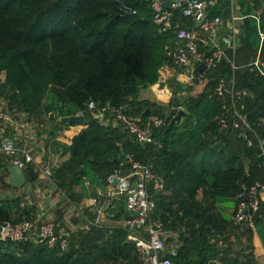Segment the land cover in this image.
<instances>
[{
  "label": "trees",
  "instance_id": "trees-1",
  "mask_svg": "<svg viewBox=\"0 0 264 264\" xmlns=\"http://www.w3.org/2000/svg\"><path fill=\"white\" fill-rule=\"evenodd\" d=\"M152 2L0 0V74L6 75L0 100L2 90L11 91L10 112L29 118L45 114L50 119L55 113L51 120L55 122L59 116H85L86 129L64 148L69 159L53 175L59 189L70 193L72 199H78L73 187L83 178L93 186L118 170L127 173L125 155L133 154L139 162L153 164L154 172L165 181L162 195L152 191L154 217L166 229L184 228L183 246L176 256H170L173 264H254L250 254L234 255L222 249L219 243H225L231 231L239 242L236 231L241 226L235 227L233 218L219 206L236 210L237 196L244 188L258 181L264 183L260 149L264 147V125H259L264 119V78L249 68L234 71L232 63L224 61L208 74L204 92L186 103L184 121L170 128L178 111L169 109L164 118L161 107L139 101V94L158 83L165 65L173 67L167 52L177 44L176 25L186 19L176 16L174 28L160 33ZM256 2L260 5L259 0ZM261 20L264 34V13ZM247 24L248 47L255 52L247 57L246 64L255 57L262 40L255 22L248 20ZM220 78L228 82L234 79L237 90L249 92L242 112L255 131L248 133L252 147L242 131L232 126L220 130L215 120L223 112V103L214 94ZM92 103L99 110L125 106L129 117L143 123L150 110L152 116L164 120L165 126L154 129V144H140L122 125H102L86 111ZM174 105L175 101L169 108ZM230 120L232 123L233 118ZM11 165V159L0 153V169L7 173ZM118 203L122 204L118 211H126L125 204L117 201L115 205ZM15 204L14 198L0 201V226L24 220L12 218ZM263 207L253 217L255 227L264 228ZM244 225L252 231L248 223ZM5 245L15 246L0 241V264H140L135 244L120 228L90 227L70 238L66 252L41 249L33 243L15 246L14 250Z\"/></svg>",
  "mask_w": 264,
  "mask_h": 264
},
{
  "label": "built area",
  "instance_id": "built-area-1",
  "mask_svg": "<svg viewBox=\"0 0 264 264\" xmlns=\"http://www.w3.org/2000/svg\"><path fill=\"white\" fill-rule=\"evenodd\" d=\"M261 9L256 15L247 17H234L233 21L252 18L257 21V29L262 39L261 18L264 13V0H259ZM217 0H173L170 10L165 9L164 3L153 0L152 9L154 20L160 33H165L174 28L176 16L190 20L191 28L179 29L176 25L177 44L170 48L167 55L173 68L178 72L188 75V85L191 88L207 87L208 74L218 68L227 60V52L222 44L216 42L214 36L216 30L222 25L223 20L219 16H211L210 11L216 5ZM200 22V25L198 23ZM230 47L234 44V37L224 40ZM201 48H205L203 51ZM260 56V55H259ZM257 57L248 68L264 78V60ZM205 65L202 73L195 71ZM233 70L237 67L233 64ZM214 94L223 103V112L215 118L220 130H227L230 126L235 131H242V136L249 147L254 145L248 133H255L248 122L247 115L242 111L243 101L249 97L247 90H237L235 80L228 82L226 78H220ZM241 106V107H239ZM89 108L93 116L101 121L111 118L140 144H154V129L165 126L163 119L150 115L147 122L134 119L127 115V107H107L99 110L92 103ZM230 118H233L231 123ZM6 123L17 125L12 114L6 111L0 103V125ZM259 125H264V119ZM263 145V141H261ZM0 152L11 159L12 165H17L24 171L34 162L33 156L26 149L16 147L11 141H5L0 145ZM19 155L20 158L17 156ZM129 167L126 173L118 170L109 175L106 183L109 187L106 195L108 210L115 202L122 201L125 204L129 218L126 227L129 230V241L135 244L140 264H173L170 256H176L181 243L176 240L171 246L167 243L170 237L164 223L154 217L156 201L152 191L161 193L165 187L164 179L153 170V164H143L135 159L133 154L125 155V163ZM122 164V165H124ZM44 177L52 182L53 171L50 168L43 170ZM114 181H118L117 186ZM264 196V183L258 181L251 187L244 188L237 196V208L233 216V225L240 227L245 223L255 228L253 217L260 212ZM264 208V207H263ZM6 224V225H5ZM0 226V241L22 246L33 243L36 246L50 250L58 249L66 252L70 248L71 235L68 231L60 229L54 222H40L39 220L24 219L19 223H5ZM84 229V228H82ZM86 230V229H84Z\"/></svg>",
  "mask_w": 264,
  "mask_h": 264
},
{
  "label": "crops",
  "instance_id": "crops-1",
  "mask_svg": "<svg viewBox=\"0 0 264 264\" xmlns=\"http://www.w3.org/2000/svg\"><path fill=\"white\" fill-rule=\"evenodd\" d=\"M261 7V2L260 5H258L256 0H217L216 5L210 11L211 16H219L223 20L222 25L216 30L214 36L216 37V42L222 44L226 49V61L232 63V65L234 64L238 70L244 68L247 69L248 65L259 55L262 57L264 39L261 40L259 50L256 52L257 54L255 53V57L251 58V61L246 64L247 57L255 52L250 51L248 47L249 27L247 22L248 20L255 22L257 28V21L250 17L236 21H233V18L256 15ZM181 24L184 25V28L192 27L190 20L184 22L182 20L180 21V25ZM232 37H234V44L230 47L224 40ZM201 49L206 51L205 48ZM160 77L165 78V87L160 89L157 83L154 86L142 89L139 94V101L146 100L158 107H167L175 99L181 100L180 102H185L190 100L189 97L191 96H193V98L197 97L207 88H191L188 85V75L184 72H178L175 68L169 65H165L160 70ZM5 79V73L0 74V80L2 83L5 82ZM179 84L180 88L178 87ZM176 88L181 94H178L175 97L174 94L177 91L175 90ZM208 92L210 93L211 90H208ZM8 112L12 114L17 125L15 126L6 123L0 125V145L5 141H11L16 147L26 149L30 152L34 158V162L28 166V169H30L36 176L35 179L28 178L22 189H15L11 186V176L8 174V171L6 173L4 172V169H0V174L2 173L1 176H5L7 184L11 186L9 189L12 193H9L6 197L11 196L13 199L15 196L14 199H17V204H15L14 210V216L17 218H15H19L20 220L29 218L39 220L40 222H54L60 229L68 231L70 235L75 231H84V229H89L90 227H98L108 230L120 228L127 232V239L129 240V230L126 227V221L129 218V214L126 213V211H118L122 204H114L105 211L107 207L105 194L109 189L106 180H100L99 185L92 186L83 178L73 187V193L78 196V199H72L71 197H66L59 187L56 186L57 184L53 180V176L52 182L44 177L43 170L45 168L52 169L54 175L56 170H58L55 168L58 167L61 169L64 165L62 161L64 163L68 161L69 155H67L65 151L62 152L63 148L70 146L73 139L86 129V126L71 125L70 127H60L58 123L62 122L63 117L61 116L57 118V121L52 122L51 118L48 119V121H45L44 114H40L38 118L34 117L26 119L25 116L27 115L23 113L16 114L10 111ZM183 112L186 114L187 111L183 110ZM183 121L184 117H182L181 123ZM99 122L106 127L114 128L119 126L111 118L103 121L99 120ZM61 152L62 157L60 156ZM17 156L20 158L19 155ZM91 189L99 193V199L97 201H94L91 198ZM14 190L17 191L15 192ZM158 194L162 195L163 192ZM2 199H5V196H0V201H2ZM93 205L100 213L99 218L94 221L88 219L83 213L85 207ZM219 209L228 218H233L235 208L221 205L219 206ZM183 229H166L170 236L167 238L169 246H171L176 240L181 243L180 248L183 246V242L181 241ZM247 229V225H243L236 231V234L240 239L237 245H233V251H235L234 254H250L254 264H264V228L261 227V230H259L256 226L251 232H248ZM219 244L221 247L223 246V243ZM211 264L222 263L214 262Z\"/></svg>",
  "mask_w": 264,
  "mask_h": 264
},
{
  "label": "water",
  "instance_id": "water-1",
  "mask_svg": "<svg viewBox=\"0 0 264 264\" xmlns=\"http://www.w3.org/2000/svg\"><path fill=\"white\" fill-rule=\"evenodd\" d=\"M159 1L164 3V7L167 10H170L173 6V0H159ZM199 25H200V22L198 23L197 26H199ZM182 28H184L183 24H181L179 26V29H182ZM204 70H205V65H201L195 71V74L202 73ZM158 85H159L160 89H163L165 87V78L164 77L159 78ZM61 106L62 105L60 104V107ZM86 111L87 112L91 111L89 106H86ZM184 114L185 113L183 111H179L178 114L176 115V117L172 120L170 128H172L175 125L181 124L182 117L184 116ZM150 115H151V113L148 110L145 113V116L149 117ZM55 116H56L55 113H52L51 119H54ZM62 122L66 123V124H70V125H75V126H84L85 125V116L83 114H77V115H72L69 117H63ZM261 158L264 162V156H262ZM8 174L11 176V186L14 187L15 189H22L25 186L28 178H32V179L36 178V176L34 175V173L30 169L24 171L23 169H21L17 165H11L8 168ZM118 184H119L118 181H114L115 186H117ZM91 198L94 201H97L99 199V193H97V191L91 189ZM83 213L86 215V217L88 219L93 220V221L97 220L99 218V214H100L98 209L94 205L89 206V207H85L83 209ZM41 249H43V247H41Z\"/></svg>",
  "mask_w": 264,
  "mask_h": 264
},
{
  "label": "rangeland",
  "instance_id": "rangeland-1",
  "mask_svg": "<svg viewBox=\"0 0 264 264\" xmlns=\"http://www.w3.org/2000/svg\"><path fill=\"white\" fill-rule=\"evenodd\" d=\"M260 58H262L261 56H259ZM231 80H229V82H230ZM2 86V81L0 80V87ZM178 87L180 88V84L178 85ZM175 90H177V88L175 89ZM200 90L202 91V89L200 88ZM2 92H3V97H2V100H0V103H1V105L3 106V107H5V109H6V111L8 112V111H11V109H10V106H9V101H8V97L10 96V92L8 91V90H2ZM181 92V91H180ZM192 93V92H191ZM178 94H181V93H179V91L177 90L176 91V93L174 94L175 95V97L178 95ZM194 95V94H193ZM201 95V94H200ZM198 97V96H197ZM195 98V97H194ZM189 99L191 100V99H193V96H191V97H189ZM190 100H188V101H185V102H180L181 100H174L175 102H176V105H174V107H172V108H169V106H167V107H161V109L163 110V113H164V115H165V117L164 118H166V117H168V112H169V109L171 110H173V111H183V110H186L187 108H186V103H188ZM34 117H36V118H38L39 117V115H34ZM25 118L27 119V118H29L28 116H25ZM33 118V117H32ZM44 120L45 121H48V117L44 114ZM260 149H261V151H262V156H264V147L263 146H261L260 147ZM64 151V148H63V150H62V152ZM62 152L60 153V156H61V154H62ZM62 157V156H61ZM62 163L64 164V162L62 161ZM63 164H61V165H63ZM59 166V165H58ZM55 169H58L59 170V168L58 167H56ZM58 170H56V171H58ZM2 175V173L0 174V191H1V193H0V196L1 197H4L5 196V198H6V195H9V193H12V191L9 189V187L7 186L8 184H7V181L5 180V176H1ZM2 177V178H1ZM57 186V185H56ZM27 188H28V186H27ZM61 190V192H63L64 194H65V196L66 197H71V195H70V193H67V191H65V190H62V189H60ZM15 192L17 191V190H14ZM202 193H201V195H200V197H202ZM15 197V196H14ZM13 197V198H14ZM9 198H11V196H9ZM3 201H4V199H2ZM11 200V199H10ZM16 216H14V214L12 215V218H15ZM17 218V217H16ZM257 228L259 229V230H261V226H257ZM85 231H89V229H86V230H84V231H75V232H73L72 234H71V239H74V237L75 236H78V235H81L82 233H85ZM226 242L225 243H223V248L222 249H224V250H226L227 249V251L229 250V252H232V254H234L233 252H235V251H233L234 250V246L233 245H237L238 244V242H237V239L235 238V231H231V233H230V235H228V237L226 238V240H225ZM71 242H72V240H71ZM5 247H7V248H10V249H12V250H14V248H16L15 246H8V245H5ZM235 255V254H234ZM223 258V257H222ZM99 264H116V263H114V262H110V263H106V262H101V263H99Z\"/></svg>",
  "mask_w": 264,
  "mask_h": 264
}]
</instances>
